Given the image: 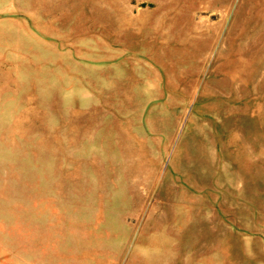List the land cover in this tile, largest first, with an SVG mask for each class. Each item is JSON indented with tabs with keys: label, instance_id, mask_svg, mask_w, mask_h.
<instances>
[{
	"label": "rangeland",
	"instance_id": "374dc122",
	"mask_svg": "<svg viewBox=\"0 0 264 264\" xmlns=\"http://www.w3.org/2000/svg\"><path fill=\"white\" fill-rule=\"evenodd\" d=\"M0 264H264V0H0Z\"/></svg>",
	"mask_w": 264,
	"mask_h": 264
}]
</instances>
